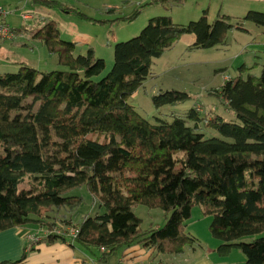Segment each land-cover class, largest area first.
I'll return each mask as SVG.
<instances>
[{
  "label": "trees",
  "instance_id": "trees-1",
  "mask_svg": "<svg viewBox=\"0 0 264 264\" xmlns=\"http://www.w3.org/2000/svg\"><path fill=\"white\" fill-rule=\"evenodd\" d=\"M33 2L104 22L55 0ZM184 2L151 0L115 20L131 23L146 6L169 10ZM245 24L264 33V10L236 18L218 15L212 22L203 11L185 25L169 15L152 17L138 36L114 45L108 72L91 48L84 51L61 38L54 21L31 31L65 69L43 72L19 63L16 71L0 75V232L29 226L52 230L50 214L79 207L82 198L70 193L84 187L99 211L83 217L72 240L48 235L44 242L101 250L100 260L132 245L180 254L196 242L186 225L199 206L212 218L209 231L220 242L219 256L236 249L244 264H264V66L258 78L243 77L239 69L238 76L209 91L226 105L231 120L201 117L194 106L150 122L129 102L150 78L153 60L182 36H195L190 50L211 49L223 45L229 32H244ZM190 99L176 90L151 96L155 110ZM200 125L218 137L206 136ZM25 177L35 183L20 191ZM139 206L160 210L162 226L142 229L133 211ZM24 258L0 264H20Z\"/></svg>",
  "mask_w": 264,
  "mask_h": 264
},
{
  "label": "rangeland",
  "instance_id": "rangeland-1",
  "mask_svg": "<svg viewBox=\"0 0 264 264\" xmlns=\"http://www.w3.org/2000/svg\"><path fill=\"white\" fill-rule=\"evenodd\" d=\"M150 1L151 0L63 1V3L69 6L78 8L80 12L92 18L93 20L104 21L103 23L84 21L76 15L63 13L59 9H55L54 12L61 16V21L58 23L61 38L64 40L77 42L84 51H86L87 48H91L95 57L101 58L105 61V72H108L112 68L113 64L114 45L120 42L128 41L131 38L138 36L141 30L147 25L149 18L163 16L164 13L152 15V12L156 10L162 12L160 6H146L141 9L138 17L131 23H123L116 21L115 19L130 15L134 10L139 9L140 6L145 5ZM209 1L210 0H185L179 9L176 10L174 19L182 22H186L185 20L191 21L190 18H195L194 16L197 14L195 13V4L199 2H205L208 4ZM109 4L111 6L119 7L117 10L118 13L112 12L114 10H111L110 7H107ZM3 5L7 6L8 11H14L13 15L7 17V21L10 26H21V29H28L29 27L33 26L32 24L34 22L32 18L23 20L22 15L25 14L34 16V10L31 7H41L32 3L31 0H11L7 3H3ZM35 45L36 49L26 50L24 54L28 53L30 57L31 55L35 57L34 60L38 61L36 66L39 68V70L47 72L65 69L64 67H61L57 64L56 56L53 58L47 56V51L43 45L39 47L38 44ZM165 53L160 60H156L154 62V65L152 66L154 74H152L150 78L144 83L143 87L140 88L135 93V95L130 98L129 102L135 108V111L139 113V115H141L144 119L153 122L155 117L168 119L175 113H181L179 112L180 108L190 109L194 102H198L195 104V106L200 108V112H197L201 117L209 118L211 115L217 112L220 115L223 113L225 119L229 120L230 117L228 114H225L226 112L223 108H226V105L217 101L218 99L210 96L208 93L211 90L218 89L214 87L215 84L219 82L218 80L220 78V75L215 76L216 73H214L212 69L220 66V64L217 63L220 58L224 59L223 61H225V66L234 60L236 54L234 46L224 54L217 53L214 49L187 50L182 49L181 46H176L166 55ZM1 54L5 56V53ZM20 55L12 57V59L23 60L20 58H24L22 57L24 55ZM203 62H211V64H208L210 71L205 69L204 65L196 64ZM256 62L261 64V62L258 60ZM248 66L251 69L247 72H249V74H251L254 78H258L260 76L261 67L256 66L253 63ZM225 71L226 73L222 75L225 76L223 83L234 78L235 76L234 75L231 77L230 68ZM242 72L245 74L244 77H246L247 73L244 71ZM161 90H176L180 92H186L190 95L191 99L180 104L181 106L178 105L177 108L176 106H166L160 110H155L151 102V96L160 92ZM230 116L232 117V115ZM200 126L206 136L218 137L215 131L205 128L203 125ZM34 183L35 180L33 178L25 177L24 182L18 187V189L20 191H29L32 189V185ZM70 194L80 196L82 198V203L74 210L62 209L59 211H53L50 214V218L55 222V226L57 228H66V222H70L72 226H76L81 222L84 216L93 215L95 212L99 211L92 197L88 194L84 187L76 189ZM133 211L138 217L142 219V229H148L150 223H158L160 219H151V217L147 215L149 209L144 206L134 208ZM156 211V213L161 212L160 210ZM192 211L191 219L188 222V226L186 228L187 233L193 237L196 242L202 241L201 237L203 238L205 234L212 237L209 231L212 218L203 215L199 206L194 207ZM244 262V255L239 250H232L230 264H244Z\"/></svg>",
  "mask_w": 264,
  "mask_h": 264
},
{
  "label": "crops",
  "instance_id": "crops-1",
  "mask_svg": "<svg viewBox=\"0 0 264 264\" xmlns=\"http://www.w3.org/2000/svg\"><path fill=\"white\" fill-rule=\"evenodd\" d=\"M8 1L11 0H0V6L7 8V6L3 5V3H7ZM31 1L32 3H34L33 0ZM55 1L61 3H63V1L65 2V0ZM180 6L181 5H175L169 10L160 6L162 12L155 9L156 11L152 12V15H159V13H164V15L171 16L172 20L176 24L185 25L191 21L198 20L203 11L207 12L208 21L212 22L217 18L218 15H225L236 18L244 16L248 11L261 12L264 10V2L262 0H210L208 4H206L205 2L196 3L195 13L197 14H195V18H190L191 21L185 20L186 22H182L174 19L176 10H178ZM107 7L113 9L114 11L112 12L118 13L117 10L119 7L111 6L110 4ZM31 8L34 10V16L29 15V19L32 18V20H34L32 24L33 26L29 27L28 29H21V26H12L22 34V37L13 43L0 44V75L16 71L19 63H24L31 67L35 66V68L39 70V68H37L36 66L38 64V61L34 60L35 57H33L32 55L30 57L28 53L24 54L26 50L36 49L35 44H38V47L43 45L39 40L33 39L30 35V32L35 29H39L44 25L45 22L50 20L54 21L58 27V23H60L61 21V16L54 12L55 9H48L42 6L40 8H35L34 6H32ZM13 13L14 11H11L10 15H13ZM244 29V32L235 30L229 32L226 42L223 45H218L211 48L220 54H224L233 46L236 51L235 58L230 64L225 66V61H223L224 59L220 58L217 62L220 64V66L212 69L214 73H216L215 76L220 75V78L218 80L219 82L215 84L214 88H219L223 85V79L225 76L222 75H224V73H226L225 70L229 68L231 69V77H233L234 75V77H236V75H238L239 73V69H242V71L246 72L247 75H251L249 74V72H247L251 69L248 66L251 63L260 67L264 66L263 30L251 24H245ZM194 42V35H184L173 45V47L169 51L165 53V55L172 51L176 46H181L182 49L190 50L189 48L194 44ZM1 53H5V56ZM20 54L24 55L22 56L24 58H20L23 60L12 59V57L19 56ZM47 56H50L52 58L54 57L53 55H49L48 53ZM161 58L154 59L152 62V66L154 65V62L156 60H160ZM257 60L260 61L261 64H259V62H256ZM209 63L211 64V62ZM209 63L203 62L196 64L204 65L205 69L210 71V68H208ZM152 74H154V72L151 67V75ZM241 74L243 77L245 76L243 72ZM196 103L198 102H194L191 108H193ZM177 107L178 106H176V108ZM223 108L226 112L225 114H228L230 117L229 119L231 120V114L225 107ZM187 110L188 109L186 108H180L179 112L184 113ZM215 114L218 113L216 112ZM220 116L225 119L223 113ZM156 212V210H149L147 213V215L151 217V219L160 218L158 223H150L149 228L158 229L164 223L163 214L161 212ZM188 222L186 228L188 226ZM38 228L39 226H29L21 228H9L1 231L0 263L17 262L24 255L25 258L20 264H141L145 261H156L161 264H230L232 255L231 251L228 256H219L216 253V249L219 246L220 242L213 237L205 234L203 238L201 237L202 241L195 242L193 245L185 247L183 252L180 254H160L156 253L153 250H146L140 245H132L129 247L120 248L117 251L108 254L103 260H100V257L102 255L101 250L88 251L76 245L72 247L68 245V241H55L52 243H47L44 242V238L41 237V239L36 244L29 243V236L36 235L38 232Z\"/></svg>",
  "mask_w": 264,
  "mask_h": 264
},
{
  "label": "built area",
  "instance_id": "built-area-1",
  "mask_svg": "<svg viewBox=\"0 0 264 264\" xmlns=\"http://www.w3.org/2000/svg\"><path fill=\"white\" fill-rule=\"evenodd\" d=\"M10 14L11 11H8L7 8L0 6V44L13 43L22 37V34L18 30L14 29L7 23L6 19ZM29 18V15H22L23 20H28ZM196 111L200 112V108H198V106L196 107ZM77 233V226H66V228L55 227L52 230H47L45 227L39 226L37 234L29 236L28 240L29 243L36 244L41 239V237L45 238L48 235H56L63 237L66 240H72ZM141 264L161 263L156 261H145Z\"/></svg>",
  "mask_w": 264,
  "mask_h": 264
}]
</instances>
